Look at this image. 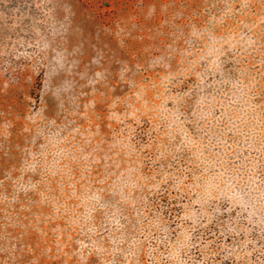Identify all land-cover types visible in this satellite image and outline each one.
I'll return each instance as SVG.
<instances>
[{
  "label": "rangeland",
  "instance_id": "1",
  "mask_svg": "<svg viewBox=\"0 0 264 264\" xmlns=\"http://www.w3.org/2000/svg\"><path fill=\"white\" fill-rule=\"evenodd\" d=\"M0 264H264V0H0Z\"/></svg>",
  "mask_w": 264,
  "mask_h": 264
}]
</instances>
